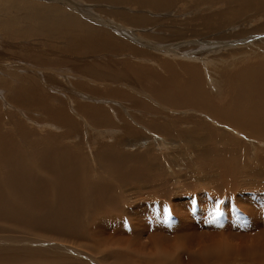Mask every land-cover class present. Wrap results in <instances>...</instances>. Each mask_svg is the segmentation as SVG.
Listing matches in <instances>:
<instances>
[{
    "label": "rangeland",
    "instance_id": "obj_1",
    "mask_svg": "<svg viewBox=\"0 0 264 264\" xmlns=\"http://www.w3.org/2000/svg\"><path fill=\"white\" fill-rule=\"evenodd\" d=\"M194 2L0 0V264H264L262 20Z\"/></svg>",
    "mask_w": 264,
    "mask_h": 264
},
{
    "label": "bare ground",
    "instance_id": "obj_2",
    "mask_svg": "<svg viewBox=\"0 0 264 264\" xmlns=\"http://www.w3.org/2000/svg\"><path fill=\"white\" fill-rule=\"evenodd\" d=\"M133 1H135V3L138 5V6H140V7H142V8H147V10H150V11H152V12H159L160 11V13H161V11H167V10H170V9H172V8H174L175 7V5H176V2H178V1H183V2H188V1H190V0H133ZM189 4V3H188ZM200 7H202L203 9L202 10H200L199 8ZM189 10L190 11H192L193 13H195V14H197L198 16H196V17H194L195 18V21H194V23L196 22V24H201L202 25V27L203 28H205L204 30H201V31H210V32H213V30H215V29H220V28H223V27H225V26H227V24H228V21H232L233 19L232 18H235V17H237V15H240L242 12L243 13H245L246 11H255V12H257V15H258V17L262 20V29H261V26H259V27H256L257 29L256 30H252V31H256L257 33H261V32H264V0H195V2L193 3V5L192 6H190L189 5ZM202 13V15H200L199 13ZM165 13V12H164ZM173 13V12H172ZM171 13V14H172ZM219 20H224L225 21V23L226 24H220V23H217L216 24V22H218ZM234 21H235V19H234ZM197 22H199V23H197ZM202 22V23H201ZM190 23H191V21H190ZM193 24V23H192ZM199 24V25H200ZM238 24V23H237ZM237 24H234L235 26H238ZM255 25H257V24H255ZM66 26V25H65ZM193 30H194V28H193ZM244 30V29H243ZM239 31V30H238ZM76 34V33H75ZM81 34V33H80ZM96 34V33H95ZM200 34H202V33H200ZM245 35V34H244ZM262 35V34H261ZM200 36V35H199ZM70 38V37H69ZM105 38V40H107V38L106 37H104ZM74 39V38H73ZM85 39H87V38H85ZM56 40V39H55ZM79 40L80 39H78L77 41L79 42ZM90 41V40H89ZM252 41V40H251ZM75 43V42H74ZM221 43H223V42H221ZM77 44V43H76ZM98 45V44H97ZM97 47V46H96ZM94 49V48H93ZM254 53V52H253ZM245 55V54H244ZM249 56V55H248ZM258 56V55H257ZM261 56H263L262 54H261ZM260 56V58L261 59H263L264 58V56H263V58ZM259 57V56H258ZM257 57V58H258ZM250 58V57H249ZM235 59V58H234ZM243 59V58H242ZM245 59V58H244ZM258 61V60H257ZM152 62V61H151ZM150 62V63H151ZM243 62V61H242ZM246 61H244V63H245ZM248 62V61H247ZM247 62H246V64H247ZM156 63V62H155ZM234 63V62H233ZM229 65V64H228ZM233 65V64H232ZM242 66H246V65H243V63L241 64ZM253 66H254V68H260L259 69V72H260V70L262 71V72H260V74H259V76L261 75V73H263V69H264V61L263 60H260L259 62H257V63H255V64H253ZM256 66V67H255ZM259 66H263V69H261V67H259ZM232 67V66H231ZM230 67V68H231ZM240 67V66H239ZM247 67H249L248 66V64H247ZM170 68V67H169ZM235 68H236V66H235ZM254 68L252 69V70H254ZM171 69H172V67H171ZM177 69V68H176ZM238 69V67L236 68V70ZM245 69V68H244ZM247 69H248V71H247ZM247 69H245L246 71H247V73H248V75L247 74H244V75H246V76H248V77H250L251 76V74H253V76L252 77H254V73H255V71L257 70H255V71H251V70H249V68H247ZM174 70V69H173ZM185 70L186 71H188L189 73H195L196 74V69H194V68H191V67H189V68H187V67H185ZM227 70V69H226ZM231 69H229V71H230ZM233 70V69H232ZM241 70V69H240ZM239 70V71H240ZM170 71H172V70H170ZM239 71H237V72H239ZM251 71V72H250ZM258 71V70H257ZM173 72V71H172ZM214 72V71H213ZM216 72V71H215ZM232 74H233V72L232 71H230ZM250 72V73H249ZM221 73H223V72H221ZM243 73V72H242ZM258 73V72H257ZM187 74V73H186ZM238 74V73H237ZM264 74V73H263ZM182 75V74H181ZM189 75V74H188ZM217 75V74H216ZM224 75V74H223ZM229 75H231V74H229ZM239 75V74H238ZM237 75V76H238ZM243 75V74H242ZM243 75V76H244ZM185 76H187V75H185ZM185 76H184V79H185ZM222 76V75H221ZM226 77H225V79H224V85H226L225 83L227 82H225V80H227L226 78H229L228 77V75H225ZM235 74L233 75V78H235ZM240 76V75H239ZM243 76L241 77L240 76V78H241V80H244L243 79ZM257 76V75H256ZM174 78V77H173ZM196 78H197V76H196ZM196 78H194L193 80L190 78V80L188 81V84L186 83L185 84V81H183L182 80V82H181V80L178 78V76H177V74H175V79H171L170 81H168L169 83H171V84H173L174 82H178L177 84H175V86H173V85H169V83H168V85L169 86H165V88L166 89H168L169 91L171 90V89H173V95H174V93H176V92H178L179 90H183V92H191V93H193V90H194V88H195V80H196ZM199 78V77H198ZM197 78V79H198ZM251 78V77H250ZM249 78V79H250ZM257 78H258V76H257ZM257 78H254L256 81H257ZM189 79V78H188ZM202 79V78H201ZM201 79H200V81H201ZM238 79H239V77H238ZM252 79V82H254L253 80V78H251ZM250 79V80H251ZM158 80H161V79H158ZM233 81V79H232V76H231V78H229V80H228V82L229 81ZM255 81V83H259L258 84V86H259V89H262V86H263V88H264V75H263V77L261 78H258V81L256 82ZM238 82V81H237ZM242 83H244L243 81H241ZM246 82H248V80L246 81ZM251 82V81H250ZM249 82V83H250ZM251 82V84H253ZM182 83V84H181ZM196 83H198L197 85H198V88L201 86L202 87V84H201V82H199L198 80H197V82ZM242 83H241V85H242ZM255 83H254V85H255ZM180 84V85H179ZM228 84V83H227ZM230 84H232V82H230ZM229 84V85H230ZM238 84H239V82H238ZM245 84V83H244ZM263 84V85H262ZM164 85V84H163ZM211 85V84H210ZM209 85V86H210ZM223 85V86H224ZM228 85V87H230ZM232 85H234L235 87H236V85L233 83ZM241 85H237V86H241ZM250 85V84H249ZM208 86V87H209ZM247 86V85H246ZM252 86V85H251ZM233 87V86H232ZM231 87V88H232ZM203 88V87H202ZM247 88H248V86H247ZM254 89H255V87H253ZM162 89V88H161ZM226 89V88H225ZM228 89V88H227ZM241 89H243L242 87H241ZM241 89H239L238 90V92H240V90ZM254 89H252L251 87H249V90L248 89H246V91H250L249 92V94L250 95H252V96H254L253 94H255L256 96V98H257V92H254ZM165 90V89H164ZM221 90V89H220ZM230 90V89H229ZM234 90V89H233ZM244 90V89H243ZM251 90L254 92L253 94H251ZM256 91H257V89H255ZM263 90V93H264V89H262ZM262 90H260L261 92H259V93H262ZM167 91V90H166ZM221 92V91H220ZM229 92V91H228ZM230 92H231V90H230ZM238 92H236V93H238ZM223 93V92H222ZM236 93H235V96H236ZM241 93H242V91H241ZM194 94V93H193ZM230 94V93H229ZM234 94V93H233ZM232 94V95H233ZM178 95V97H180V95L179 94H177ZM228 95V94H227ZM226 95V96H227ZM244 95H247V94H241L240 96H243V97H239V98H241V99H239V101H241L242 100V98L244 99L245 97H244ZM250 95H248V97H246V99H249V98H251V96ZM229 96H231V95H229ZM228 96V97H229ZM234 96V95H233ZM232 96V97H233ZM238 96V95H237ZM236 96V97H237ZM250 96V97H249ZM236 97H234L235 99H236ZM259 97V96H258ZM260 97H264V95L263 96H261L260 95ZM259 97V98H260ZM255 98V99H256ZM234 99V100H235ZM237 99H238V97H237ZM254 99V97H252L251 98V100H253L251 103H250V99H249V104L248 105H250V107L251 108H253L254 106L256 107L257 105H258V103H259V105L262 103V102H264L263 101V99H259V100H261L262 102H259V100L257 99V100H255ZM254 100L257 102L258 101V103L256 104V102H255V104L256 105H252V104H254L253 102H254ZM232 101H233V99H232ZM201 102V101H200ZM235 102V101H234ZM224 103V102H223ZM222 103V104H223ZM245 103V104H246ZM228 104V103H227ZM234 104H236V103H234ZM239 104H240V102H239ZM221 105V104H220ZM241 105V104H240ZM258 105V106H259ZM262 105V104H261ZM206 106V105H205ZM230 105H228V108H231V107H229ZM245 106V105H244ZM253 106V107H252ZM262 106H264V104L262 105ZM262 106H259V107H262ZM250 107H248V108H250ZM255 107H254V109L253 110H255L254 112H259L260 113V111H258L257 109H255ZM241 108H243V107H241ZM231 109H233V108H231ZM262 109H263V107H262ZM262 109H261V111H262ZM226 110V109H225ZM234 110V109H233ZM247 110V109H246ZM250 110V109H249ZM260 110V109H259ZM264 110V109H263ZM236 111V110H235ZM229 112H230V109H229ZM248 112V111H247ZM252 114H253V112H251ZM262 113V115H263V113L264 112H261ZM261 115V114H260ZM236 118V117H235ZM69 120V119H68ZM259 125V124H258ZM27 136H28V134H27ZM26 139L28 138V137H25ZM15 141H18L17 140V138L15 139V137H12L11 138V136L9 135V133H7V132H3L2 130H1V127H0V148H3V147H6L7 149H8V147H17L16 149H17V151L16 152H9V149H8V155L11 157L12 156V158H10L7 154V156L6 157H4V158H8L7 160L8 161H11L12 159L14 160L15 158L13 157V155H10L11 153L12 154H15L16 156H24L25 155V152H24V150H23V148H21V145H20V143H14ZM44 142V144H45V141H43ZM39 144H36V143H30V146L31 147H39L38 146ZM37 149V148H36ZM35 151H32V152H30L31 154H33ZM2 153L4 154V153H6L4 150L3 151H1V153H0V156L2 155ZM3 158V157H2ZM1 159V158H0ZM11 159V160H10ZM2 160V159H1ZM4 160V159H3ZM5 161V160H4ZM6 162V161H5ZM4 162V163H5ZM225 162V161H224ZM7 163H9V162H7ZM11 164L9 165V166H7V168L8 167H12L11 165H12V163H13V161L12 162H10ZM26 163V162H25ZM0 164H3V163H0ZM15 164V163H14ZM13 164V165H14ZM5 165H7V164H5ZM14 166H16V167H18L17 165H14ZM23 166H24V170H28L29 168H32L30 165L28 166V164H23ZM3 167V166H2ZM1 167V168H2ZM15 167V168H16ZM13 168V167H12ZM12 168H10L11 169V171H12ZM3 169H4V167H3ZM13 170H14V168H13ZM20 170V172H21V170H23V169H19ZM23 170V171H24ZM7 170H4V172H5V174L6 175H8V173L6 172ZM15 171V170H14ZM22 171V172H23ZM0 172H1V170H0ZM16 173H17V175L18 176H20V174H18V173H20V172H18V170L16 169V171H15ZM235 172H237V171H235ZM12 173H14V172H12ZM15 173V174H16ZM225 173V172H224ZM25 174V173H24ZM6 175H2L1 177H6ZM225 175V174H224ZM237 175H238V172H237ZM9 176H13V175H9ZM8 176V177H9ZM3 177V178H4ZM14 177V176H13ZM3 178H0V179H3ZM7 178V177H6ZM16 180V179H15ZM19 180H21V179H19ZM19 180H17V181H19ZM15 183V182H14ZM12 188V187H11ZM14 188V187H13ZM16 189H17V187H15ZM58 188V187H57ZM9 189V188H8ZM55 189V188H54ZM254 189V188H253ZM251 190V189H250ZM18 191H20V189L18 190ZM247 191V190H246ZM17 193V192H16ZM7 194V193H6ZM16 195V194H15ZM2 198V197H1ZM17 200V199H16ZM16 204V203H15ZM6 207H7V205H6ZM48 263V262H47Z\"/></svg>",
    "mask_w": 264,
    "mask_h": 264
},
{
    "label": "snow or ice",
    "instance_id": "obj_3",
    "mask_svg": "<svg viewBox=\"0 0 264 264\" xmlns=\"http://www.w3.org/2000/svg\"><path fill=\"white\" fill-rule=\"evenodd\" d=\"M215 215H216L217 217H219V216H221V215H222V212H220V210H219V207H218V206H217V208H216Z\"/></svg>",
    "mask_w": 264,
    "mask_h": 264
}]
</instances>
